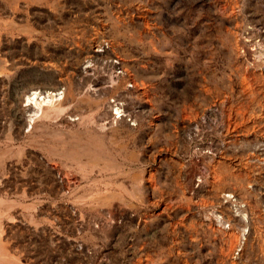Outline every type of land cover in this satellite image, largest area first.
I'll list each match as a JSON object with an SVG mask.
<instances>
[{"label": "rangeland", "instance_id": "1", "mask_svg": "<svg viewBox=\"0 0 264 264\" xmlns=\"http://www.w3.org/2000/svg\"><path fill=\"white\" fill-rule=\"evenodd\" d=\"M16 3L0 264H264V0Z\"/></svg>", "mask_w": 264, "mask_h": 264}, {"label": "bare ground", "instance_id": "2", "mask_svg": "<svg viewBox=\"0 0 264 264\" xmlns=\"http://www.w3.org/2000/svg\"><path fill=\"white\" fill-rule=\"evenodd\" d=\"M16 0H0V10L8 15V17H12L13 9L16 6ZM13 18V17H12ZM8 24L0 25V36L2 33L1 27H10L13 26L11 24V20L7 22ZM61 93H47L43 94L41 91H33L28 97H26V107L32 108V114H30L29 126L32 128V125L36 120H39L42 116L48 117L50 113H59L63 112L62 107L60 106V102L62 99ZM118 111V109H117ZM119 113V112H118ZM121 113V112H120ZM245 232V231H244ZM245 234V233H244Z\"/></svg>", "mask_w": 264, "mask_h": 264}, {"label": "crops", "instance_id": "3", "mask_svg": "<svg viewBox=\"0 0 264 264\" xmlns=\"http://www.w3.org/2000/svg\"><path fill=\"white\" fill-rule=\"evenodd\" d=\"M31 2H32V1H31ZM34 246H35L36 249H38V248H39V243L35 244ZM36 251H37V250H36Z\"/></svg>", "mask_w": 264, "mask_h": 264}]
</instances>
